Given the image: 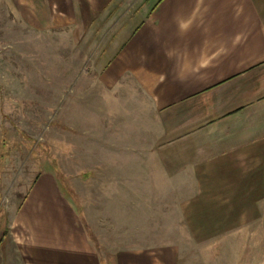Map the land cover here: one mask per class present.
Here are the masks:
<instances>
[{
  "label": "rangeland",
  "instance_id": "obj_1",
  "mask_svg": "<svg viewBox=\"0 0 264 264\" xmlns=\"http://www.w3.org/2000/svg\"><path fill=\"white\" fill-rule=\"evenodd\" d=\"M9 1L0 0L5 264H264V203L256 224L200 242L179 214L181 184L144 180L153 168L137 150L141 136L113 117L117 105L98 80L112 21L80 42L73 26L37 30L30 9L17 15ZM49 177L53 196L33 212L31 187Z\"/></svg>",
  "mask_w": 264,
  "mask_h": 264
},
{
  "label": "crops",
  "instance_id": "obj_2",
  "mask_svg": "<svg viewBox=\"0 0 264 264\" xmlns=\"http://www.w3.org/2000/svg\"><path fill=\"white\" fill-rule=\"evenodd\" d=\"M10 1L17 15L30 9L37 30L73 26L80 42L112 21L116 35L97 57L98 80L117 105L113 117L141 136L137 150L153 168L144 180L181 184L179 214L200 242L257 223L264 203V0ZM54 188L50 177L31 187L33 212ZM6 236L0 227V248ZM79 243L84 260L86 244Z\"/></svg>",
  "mask_w": 264,
  "mask_h": 264
}]
</instances>
